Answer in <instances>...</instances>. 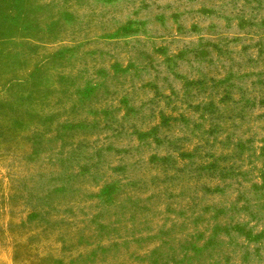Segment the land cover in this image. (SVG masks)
<instances>
[{
	"label": "rangeland",
	"instance_id": "374dc122",
	"mask_svg": "<svg viewBox=\"0 0 264 264\" xmlns=\"http://www.w3.org/2000/svg\"><path fill=\"white\" fill-rule=\"evenodd\" d=\"M2 264H264V0H0Z\"/></svg>",
	"mask_w": 264,
	"mask_h": 264
},
{
	"label": "clouds",
	"instance_id": "9594fccd",
	"mask_svg": "<svg viewBox=\"0 0 264 264\" xmlns=\"http://www.w3.org/2000/svg\"><path fill=\"white\" fill-rule=\"evenodd\" d=\"M0 264H2V261H0Z\"/></svg>",
	"mask_w": 264,
	"mask_h": 264
}]
</instances>
